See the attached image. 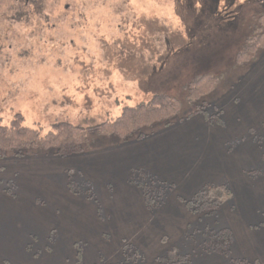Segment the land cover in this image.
<instances>
[{
  "label": "rangeland",
  "instance_id": "374dc122",
  "mask_svg": "<svg viewBox=\"0 0 264 264\" xmlns=\"http://www.w3.org/2000/svg\"><path fill=\"white\" fill-rule=\"evenodd\" d=\"M263 14L264 0H0V125L20 115L42 135L60 121L95 127L155 94L179 99L180 117L186 118L196 110L186 87L208 74L220 78L207 96L217 109L264 60L263 52L246 66L236 64ZM132 69L135 74L128 75ZM259 130L229 148L256 187L264 213V125ZM93 138L95 152L117 141ZM88 185L102 203L106 190ZM219 210L146 264H264V224L243 230L231 213ZM89 228L83 235L96 238L98 229ZM32 242L30 254L16 251L7 264H112L119 258L104 252V242L73 245L44 234ZM7 249L12 246L0 242V258L8 257Z\"/></svg>",
  "mask_w": 264,
  "mask_h": 264
},
{
  "label": "crops",
  "instance_id": "0c3cea01",
  "mask_svg": "<svg viewBox=\"0 0 264 264\" xmlns=\"http://www.w3.org/2000/svg\"><path fill=\"white\" fill-rule=\"evenodd\" d=\"M216 107L222 112L219 124L198 114L161 128L150 138L127 144L114 141L96 152L61 158L42 152L0 161V242L12 246L0 261L7 264L16 251L30 254L33 238L44 234L73 245L104 242V252L119 255L118 260L123 246L129 244L140 250L147 263L157 262L199 220L186 202L205 185L224 182L232 189L233 201L223 211L231 213L229 217L243 230L260 227L264 213L258 191L228 147L243 143L264 125V60ZM136 172L173 185L174 191L155 213L148 210L139 188L130 184ZM72 175L99 185L101 193L106 190V198L101 195L102 217L91 200L70 190L72 183L81 185ZM89 225L99 231L91 240L83 235L92 229Z\"/></svg>",
  "mask_w": 264,
  "mask_h": 264
},
{
  "label": "trees",
  "instance_id": "16d2710c",
  "mask_svg": "<svg viewBox=\"0 0 264 264\" xmlns=\"http://www.w3.org/2000/svg\"><path fill=\"white\" fill-rule=\"evenodd\" d=\"M32 12L33 9H32ZM31 12V14H32ZM260 27L242 46V51L237 56L236 64L239 67L248 65L256 60L264 52V14L259 18ZM220 78L213 74L198 77L187 85V100L196 105V110L186 118H181L182 104L179 99L165 94H155L148 103H140L135 107L125 108L123 113L113 121H106L95 127H82L73 123L60 121L54 124L53 129L46 135L40 131L23 124L22 116L17 115L10 125H0V161L12 158H26L38 155V153H52L57 157H69L81 155L91 150L93 137L115 138L121 144H127L132 140L150 138L157 133L156 126L163 125L169 128L186 121L188 118L201 114L212 123L219 124L221 121L217 109L208 102L207 96L220 85ZM228 149L232 150V147ZM130 184H135L143 193L144 201L150 213L165 204L172 194L173 185L163 182L157 177L148 176L136 172L133 174ZM87 183H72L70 190L85 199L91 200L97 207L102 217L103 205L93 194ZM86 187L82 191V187ZM8 188V187H7ZM193 198L186 202L190 213L198 219L214 213L233 201L232 189L224 183L213 184L203 187ZM7 191L11 193V188ZM233 208V206H232ZM161 259V258H159ZM144 256L136 247L125 244L122 248L120 259L112 264H144ZM252 264H261L254 260Z\"/></svg>",
  "mask_w": 264,
  "mask_h": 264
}]
</instances>
